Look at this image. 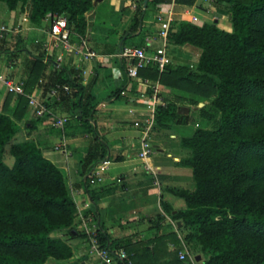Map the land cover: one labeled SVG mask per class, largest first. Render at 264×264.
<instances>
[{
    "label": "trees",
    "instance_id": "16d2710c",
    "mask_svg": "<svg viewBox=\"0 0 264 264\" xmlns=\"http://www.w3.org/2000/svg\"><path fill=\"white\" fill-rule=\"evenodd\" d=\"M0 1L9 10L30 3L28 22L35 26L47 15H69L71 30L80 34L86 28L85 13L92 8L91 0ZM167 1L153 0V5ZM224 1L230 13L229 30L214 22L171 23L169 40L174 45L200 49L194 70L171 63L161 73L153 66L140 68L137 76L199 97H212L201 114L213 109L219 113L215 128L197 127L192 135L181 137L180 145L190 150L181 163L191 167L194 189L174 190L185 207L174 214L168 210L188 229L185 238H195L207 253L198 263L264 264V0ZM44 55L39 52L26 58L24 92H31L39 79L43 80L38 83L42 93L54 83L68 84L70 90L61 92L60 99L68 104L69 118L90 127L95 106L92 96L84 94L81 78L75 76L76 71L55 63L45 74L48 63ZM26 108L24 95L9 93L0 109V264H44L67 259L72 253L55 234L68 229L76 213L62 172L33 139L14 141ZM176 111L174 102L158 106L156 123L174 122ZM7 147L11 165L4 161ZM106 156L107 148L97 140L78 161L77 171L85 186L92 166ZM96 221L100 245L123 247L131 264H157L156 250H147V243L136 247L112 239L101 220ZM180 244L161 264H191L188 258L178 259Z\"/></svg>",
    "mask_w": 264,
    "mask_h": 264
},
{
    "label": "crops",
    "instance_id": "0c3cea01",
    "mask_svg": "<svg viewBox=\"0 0 264 264\" xmlns=\"http://www.w3.org/2000/svg\"><path fill=\"white\" fill-rule=\"evenodd\" d=\"M91 1L92 8L85 13L86 28L83 34L87 37L88 47L98 57L95 60L84 59L82 67L86 73L78 77L82 80L84 94L93 98L95 112L91 126L88 127L80 120L70 119L63 129H56L52 127L49 114L33 116L27 108L18 124L23 128L28 121L38 127V131L25 130V138L29 136V139H33L44 156L60 169L77 213L81 212L85 216L91 214L93 218L101 220L112 239H123L126 245L136 247H143V243H147L146 249H155L157 264H161L169 258L168 253L173 254L172 246L177 239L182 245V237L188 231L183 227L182 220L174 219L168 213L170 210L174 214L185 207L183 198L174 190L194 189L192 169L181 163L182 159L190 155V150L180 145V139L192 135L200 121L201 108L208 107L212 97L206 106L204 100H197L198 95L159 83L164 103L174 102L180 113L184 107L185 117L188 116L189 119H176L163 126L156 122L152 125L149 137L157 153L145 160L148 166L146 169L144 162L137 157L142 127L134 124L135 120L142 122L146 118V112L138 110L131 113L130 109L139 91L149 89V84L144 81L155 83L156 80L128 77L125 73L128 62L116 56V53L125 46H141L145 43L150 46L159 45L156 33L161 27V21L158 20V15L169 21V24L177 20L197 25L214 22L228 30L231 24L230 13L224 0H169L156 5H153V0ZM30 9V3H27L22 9L9 10L0 1V28L4 29L0 38L4 45L0 49V75L6 80L24 82V65L30 54L44 52V62L48 63L45 74L52 70L55 63L53 55L47 56L42 45L47 39L48 21L45 18L39 26L30 24ZM136 9L140 10L137 20L132 17ZM12 43L15 45L12 46ZM188 45L190 44L170 43V56L171 49ZM176 58L182 57L171 56L174 66H187L190 70V64L176 61ZM77 62V56L68 53L65 54L62 65L77 74ZM193 67L191 69L194 70ZM1 87L5 88V93L0 89V109L8 96L6 85L2 81ZM36 88L40 90L41 101L51 111L71 116L67 110L61 111L60 106L65 107L61 99L52 97L49 91L42 93L38 83H35L31 92ZM189 99L197 102L192 104L193 100ZM193 105L198 106L200 114L194 110L197 115L192 126L189 121ZM10 108L11 106L8 111ZM48 126L53 128L52 132ZM97 140L107 148L105 159H109L110 163L103 171L101 181L85 186L77 171V164ZM61 142L66 146L64 151L63 148H58ZM82 223V219L75 215L72 225L58 233L72 253L67 259L54 260L56 264H99L94 256L88 255V241ZM187 258L191 264H198L190 257Z\"/></svg>",
    "mask_w": 264,
    "mask_h": 264
},
{
    "label": "built area",
    "instance_id": "2783aa9c",
    "mask_svg": "<svg viewBox=\"0 0 264 264\" xmlns=\"http://www.w3.org/2000/svg\"><path fill=\"white\" fill-rule=\"evenodd\" d=\"M46 20L48 21L47 39L42 42L45 53L47 56L53 55L54 62L57 66H62L65 54L72 53L76 55L78 62L75 65L77 70L75 76H83L86 73V70L82 67L83 60H95L98 57V54L88 47L87 37L84 34L71 30L65 14L47 15ZM158 20L161 21V27L156 33V38L160 41L159 45L150 46L149 43H145L141 46H125L120 48L116 53V56L128 62L125 65V73L128 77H137L138 70L148 66L155 67L161 73L172 63L169 53L170 24L161 15H158ZM2 30L4 29L0 28V38L3 36ZM192 66L190 64V67ZM0 81L6 85L7 92L26 96L27 110L31 115L42 117L45 114H49L51 116V124L56 129H63L69 122V116L54 113L41 101L40 90L38 88L30 93H25L24 82L22 80H6L0 75ZM42 82L43 80L39 79L38 83L40 84ZM144 82L145 84H149V89L147 91H139L134 97L130 112L134 113L138 110L146 112V118L142 121L144 124L142 125V122L139 120H135L134 124L142 127V137L137 157L144 162L147 169L148 166L145 160L157 153V149L150 141L149 132L152 125L156 122L155 115L157 107L165 103L161 98L159 82L149 83V80H145ZM69 90L70 86L68 84L57 82L51 86L49 93L52 97L60 99V93ZM121 93L123 94V92ZM58 148H63L64 151L66 148L64 142H61ZM109 163V159H103L95 163L90 169L87 179L88 184H96L101 181V175ZM75 215H78L83 221L82 229L88 241V255L94 256L99 264H131L129 255L123 247L109 248L108 246L99 244L97 241L98 226L96 224V218H93L91 214L85 216L81 212L77 213V211ZM176 255L180 260H185L187 257H190L184 244L177 249Z\"/></svg>",
    "mask_w": 264,
    "mask_h": 264
},
{
    "label": "rangeland",
    "instance_id": "374dc122",
    "mask_svg": "<svg viewBox=\"0 0 264 264\" xmlns=\"http://www.w3.org/2000/svg\"><path fill=\"white\" fill-rule=\"evenodd\" d=\"M140 15V10L139 9H136L134 12H133V14H132V17H134V19L135 20H137V17ZM170 26H171V23H170ZM219 27V26H218ZM221 28V27H220ZM222 29H224V28H222ZM225 30V29H224ZM229 30V29H228ZM1 40V39H0ZM172 44L173 45V43L169 40V44ZM15 45V43H12V46H14ZM4 47V45H3V42H1L0 41V49H2ZM199 53H200V49L199 48H196V47H194V46H191V45H188V46H181V47H178V48H175V49H171V56L173 55V56H180V57H182V58H180V59H178V58H176V61H179V60H181V62H183V63H185V64H187V65H189V64H192L194 67H195V65H196V62H197V60H198V57H199ZM0 62H1V60H0ZM1 64V63H0ZM193 67V68H194ZM1 89V92L4 94L5 93V88L4 87H1L0 88ZM9 94V93H8ZM177 93H175V95H176ZM173 97V96H172ZM175 99H177V96H175ZM188 99V98H187ZM204 100L203 102L205 103L204 105H206L207 106V101H208V103H209V98H203V97H199V98H197V100ZM190 101H192L193 99H189ZM189 100H187V101H189ZM197 101L196 100H193L192 101V104H195ZM67 105L68 104H66L65 105V107H62V106H60V108H61V111L63 110H67L66 108H67ZM203 105V106H204ZM192 108V110L190 111V121H189V123L190 124H192V126L194 125V123H195V120H196V115H197V113H196V111H194V110H197V112H198V114H200L199 113V108H198V106H192L191 107ZM59 109V108H58ZM55 110L56 111H58L56 108H55ZM60 110V109H59ZM212 110V109H211ZM185 114H186V112H182V113H180L179 112V110L177 109V111H176V118L179 120V121H182V120H188L189 119V117L187 116V117H185ZM199 116H201L200 117V121H198V123H197V127H204V128H210V129H212V128H215L217 125H218V121H219V113H217L216 111H214V109H213V111L210 113V114H207V115H203V114H201V115H199ZM21 127V126H20ZM49 127V126H48ZM53 127V126H52ZM51 126L48 128L49 129V131L50 132H52L53 131V128H52ZM25 130L26 131H34V130H36V131H38L39 129H38V127L35 125V124H33V123H31V122H26L25 124H24V126H23V128L21 127L20 128V132L17 134V136L14 138V141H18V140H22V139H29V136H27L28 138H25ZM43 153V152H42ZM44 155V154H43ZM4 161L8 164V165H11L12 164V162H13V158H12V156H10V154H9V152H8V147L5 149V153H4ZM61 231H57V232H55V234L56 235H58V233H60ZM185 235L186 234H184L183 235V237H182V239H183V243L182 244H184V247H185V249H186V251H187V253L190 255V258H191V260L193 261V262H196L197 261V263L198 262H200L201 260H203L204 258H206L207 257V253L205 252V251H202L201 250V245L199 244V242L195 239V238H193V239H191V240H188L187 238H185ZM179 243H176V244H173V246H172V250L173 251H175L176 250V248L179 246V244L181 243L180 241H178ZM181 245V244H180ZM196 254H198V255H200V259L199 260H197V259H195V256H196ZM57 262H55L54 260H50V261H47V262H45L44 264H56ZM199 264V263H198Z\"/></svg>",
    "mask_w": 264,
    "mask_h": 264
},
{
    "label": "water",
    "instance_id": "95a60500",
    "mask_svg": "<svg viewBox=\"0 0 264 264\" xmlns=\"http://www.w3.org/2000/svg\"><path fill=\"white\" fill-rule=\"evenodd\" d=\"M66 17H67V20H68V23H69V15H67ZM184 111H185V108L183 107V108L181 109V112H184ZM178 223H180V222H178ZM195 259L199 260V259H200V255L197 254V255L195 256Z\"/></svg>",
    "mask_w": 264,
    "mask_h": 264
}]
</instances>
